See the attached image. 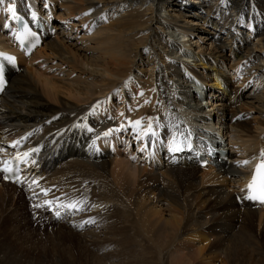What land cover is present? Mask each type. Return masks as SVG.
<instances>
[{"label": "bare ground", "instance_id": "obj_1", "mask_svg": "<svg viewBox=\"0 0 264 264\" xmlns=\"http://www.w3.org/2000/svg\"><path fill=\"white\" fill-rule=\"evenodd\" d=\"M37 1L4 0L0 4V30L14 34L16 19L23 18L39 34V45L43 44L37 57L61 62L71 73L87 77L99 86L95 96L103 97L98 112L99 105L91 104V95L62 92L60 86L33 68L22 52L16 58L15 70L5 72L6 84L0 93V139L12 150L7 153H28L24 173L33 172L36 179L44 177L51 194L74 198L77 203L63 215L69 212L73 222L41 215L39 211L46 207L42 205L28 207V213L35 215V221L48 217L71 230L95 223L105 238L100 240L97 230L86 236L94 234L89 246L102 252L105 260L78 244L89 257L77 254L76 262L80 264H112L113 260L119 264H167L174 247L185 252L181 258L189 256L192 262L235 264L238 250L247 245L246 235L230 238L227 224L234 225L241 214L244 222L264 230V206L247 201L252 191L248 187L252 165L261 162L264 150V119L258 120L264 117V0H199L195 6L189 0H97L103 8L111 5L110 9L126 11L124 5L132 3L138 8L124 12L116 28L107 26L94 32L90 31L96 19L90 12L97 7L94 0H44L41 6ZM10 4L15 17L7 10ZM58 7L65 12L64 18L58 13L60 20H54L52 8ZM165 8L170 14L163 19L160 13ZM191 16L194 19L188 20ZM73 18L78 19L79 30L86 29L81 31L78 43L70 42L73 33L49 40L57 23H69ZM198 24L213 31L203 28L197 34ZM157 25L164 33L160 34ZM242 25L247 33L242 32ZM69 27L76 33L75 24ZM178 35L195 36L196 41L180 45L174 38ZM215 39L212 52L205 42L212 46ZM155 42L162 45L155 51L163 53L161 67L151 51ZM226 50L230 51V59L222 53ZM0 51L7 53L2 47ZM182 57H194L195 67L185 64ZM145 60L149 74L138 81ZM222 64L234 73L231 81L222 79ZM177 65L186 71L185 78L180 77ZM198 86L205 89L200 91ZM194 88L209 98L215 93L223 95L233 106L242 100L239 108L232 106L228 122H238L243 111L254 115V126L241 121L227 130L225 110L220 115L212 114L217 111L216 104L207 102L211 114L199 111ZM113 100L120 102L117 112L112 110ZM213 126L225 141L216 131L209 132ZM119 138L134 151L132 166L119 158L123 150ZM25 142L28 148L21 149ZM200 156L206 161L203 167L196 160ZM220 156L225 157L224 162ZM59 163L58 169L51 170ZM179 164L185 167H173ZM159 166L164 186L173 187L172 192L158 189L157 180L147 171H159ZM84 184L87 187L83 188ZM43 186L41 183L37 188ZM0 187V264H39L29 253L24 256V251L15 252L9 229L15 218L3 207L14 204L18 193L13 185ZM192 191H202L197 199L202 196L208 210L221 212L214 224L203 228L190 216L187 196ZM163 206L168 216H164ZM87 210L91 212L86 214ZM60 214L59 218L63 217ZM228 238L230 244L224 248ZM111 248L112 252L106 251ZM183 260L170 264H183ZM74 263L73 259L65 264ZM246 263L242 259L238 264Z\"/></svg>", "mask_w": 264, "mask_h": 264}, {"label": "rangeland", "instance_id": "obj_2", "mask_svg": "<svg viewBox=\"0 0 264 264\" xmlns=\"http://www.w3.org/2000/svg\"><path fill=\"white\" fill-rule=\"evenodd\" d=\"M43 1L44 0H38L37 3L41 6V5H44ZM189 2L192 6H195L199 2V0H189ZM93 4L95 6H97L95 9H92L93 12H92V10L90 11L91 14L94 13L93 16L96 18L93 20L94 21V25H93L94 27H93V29L90 30V31L93 30V32L95 30H98L99 28H106L107 26L108 27L111 26L113 28H116L118 26V22L123 20L124 15H125L124 12L126 13V11H127V13H129V12H131V10L133 11V10H136L138 8V5H135L133 3L129 6L127 4L124 5V9L127 8L126 11H121V10H117V9L116 10L110 9L111 5L106 6V8L105 7L103 8V7H101L103 5L102 2L97 1V0H94ZM52 9H53L52 14H53L54 20H56V19L60 20L59 16L57 15L58 13H59V15H61L64 18L65 12H63L62 9H59V7L57 9H54V8H52ZM166 9L167 8H165L164 11L162 13H160V17H162L163 19L167 15L170 14V12H167ZM147 16H149L148 12H147ZM190 19H194V17L191 16V17H189L188 20H190ZM78 22H79L78 19L73 18V19H69V23H68V21L65 22L64 24L62 22L57 23V27L53 30V31H55V33L53 34V32H52V34L49 35V40H54L57 36H61L62 34H64V35L68 34L67 36L70 37L71 34L73 33V35L71 37L72 41H70V42L78 43L80 40V37L82 35L81 31L82 30L86 31L85 28H82V30H79L80 28H78V27H79L80 23H78ZM72 23L76 25V33L74 32V30H71V28L69 27V24H72ZM54 24H55V21H54ZM200 24H198V26H197L198 27V31H196L197 34L201 33V30L199 31V29H203V28H206V29L208 28L207 29L208 32L213 31L211 28H209L205 25L204 26L200 25ZM156 27L158 28V25ZM158 31H160V34L164 33L163 29L158 28ZM242 32L247 33L244 25H242ZM174 38L176 39V41L178 43H180V45H188L189 43H191V40L196 41L195 36H190V37L187 36V37L182 38L181 35H178V36H175ZM208 39H209V37H208ZM12 41H13V36H12L11 30L7 33L0 30V43H1L0 47H2L3 50L7 51V53L12 54L13 56L19 57L18 51H15ZM216 43H217L216 39H215V41L212 42V46H211V44L209 45V41L205 42L207 47L212 52L214 51L213 49H214V46ZM148 44H149V42H148ZM42 45H38L30 53H28L26 61L31 60V66H33V68H35L43 76H45L46 78L50 79L51 81L55 82L58 86H60L64 90L62 92L65 93V91L69 90L71 92L73 91L74 93H81L82 97H85V94H87L88 96L91 95V97L95 99V100L93 99L94 101L92 100L91 104L94 105L95 107H97L99 105L98 106V110H99L98 112H101L99 107H100V104L102 102L101 100H102L103 96L102 97L95 96L98 93V90H99L98 87L99 86L91 84V80L88 79L87 77H80V76H77V74H75V73H71L67 66L61 65L62 64L61 62H58V61L54 62L52 60H49V59H46L43 57H37L36 52L39 50V48H41ZM161 47H162V45H160L158 42H155L154 47H153L154 51L151 50L155 56V60L156 61L158 60L157 63L160 65V67L163 66L162 58H161L163 53H161L160 50H158L157 52H155V51ZM10 51H12V52H10ZM180 53L182 54V52H180ZM222 53L228 59H230V57H231L230 51L226 50V51H223ZM255 55H256V57L263 59L261 54H259L258 52H255ZM182 59L184 60L185 64L189 65L190 67H195L194 61L196 59L194 57L191 60H188L184 57H182ZM144 63H145V66L141 67V72H139L140 78L138 79V81L145 80L146 76L149 74V72L145 71V69H147L146 68L147 67L146 66L147 61L145 60ZM177 68L180 72V77H184L183 75L186 76V71L184 70L183 67H181V66L179 67V65H177ZM221 69H222V72L225 74V76L222 75L220 77L222 78L224 76V78H222L224 81H227V80L231 81V79H234L233 78L234 73L231 72L230 70L228 71L227 69H225V64H222ZM184 72H185V74H183ZM125 83H126V81H125ZM231 86H234V85H231ZM198 87H199L200 91L202 89H205L204 87H200V86H198ZM221 88H224L227 90L228 87L226 88L222 85ZM193 92L198 95V96L195 95V97H196V102L198 104L197 109L199 111H202L206 114L207 113L211 114V110H210L211 107H210V104H208L207 102L216 104V110L217 111L216 112L214 111L215 113H212V114L220 115L221 114L220 112L225 110L226 113L224 112L225 114H224L223 122H224V126L227 130L233 129L232 125L234 126L236 123H240L241 121L248 122L249 127L254 126L253 122H252V117L254 115H250V113L243 112V111H241L242 118L241 119L237 118L238 122L235 121L236 119L234 120V122H228V119L230 116V110L234 109L233 107L239 108V106H242V104H243L242 100L240 103L235 104V106H233L232 103L226 102L227 98H224L223 95L215 93L214 95H212L209 98V96H206V95H202V94L199 95L198 94L199 91L197 92L196 88H194ZM128 93H129L130 97H134V95L131 91H129ZM178 97L179 96L177 95V98ZM117 102H118V100H113L111 102L112 107H113L112 110L114 112L118 111L117 105L120 102H118V103ZM203 105H205V106H203ZM138 106H139V104L136 105L135 107L137 108ZM141 107H142V103L140 105V108L138 107L139 110L141 109ZM136 108H135V110H136ZM153 114L155 115V113H153ZM131 117H133V115H131ZM102 118H104V117H102ZM260 119H264V117L259 118L258 120H260ZM113 126L115 127L116 124L114 123ZM215 131H216V133H218V136H220V138L222 140L225 139L223 137V134L218 131L217 127L213 126L209 130L210 133H214ZM236 135L237 134H235L234 137H236ZM119 142L123 146V150L120 151L121 153L119 154V158H121V157H122V159L125 158L126 163L131 165L132 164L131 158L134 156V153H133L134 151H132V149L130 148V144H128L126 140L119 138ZM122 153L126 154V156L123 157ZM125 160L123 159L122 161L124 162ZM63 162H64V160H63ZM60 163L58 165L53 166V170H56L60 166ZM159 167L161 168L162 166H159ZM173 167L176 169H178V168L181 169V167L184 168L185 165L181 166L179 164V165H175ZM193 167L196 168L198 166L195 165ZM147 169H148L147 171L150 170V172H149L150 176L154 177L157 180L158 189L164 190V192H168V191L172 192L173 191V187H171L169 185L164 186L163 179L160 176V172L163 171L162 168L159 171L154 170V168H151V169L147 168ZM200 169H205V168H200ZM151 173H153V174H151ZM87 185L88 184H84L83 188L87 187ZM28 188H30V186H27V189ZM0 189H1V187H0ZM16 191L18 193V198H15L16 201L13 199L14 204L12 203V204H9V206L6 205L3 207L6 210L7 215H9V211H10L11 214L13 215L12 219L15 218V220L14 219L11 220V222H13V223H11L9 225V226H11V227H9V229L12 231L11 236H10V240L12 241L14 247L16 246V249H15L16 253H19L20 250L25 252L24 256H27V254L29 253L30 258L32 257V259L36 263H39V264H65L67 260H73V259L75 260L74 264H80V263H78V260L76 262V255L77 254L81 255L82 257H83V255L88 257V255L85 252H83L82 250L79 249V246H80L82 248L89 249V252H92V255H95V257L97 256L96 258H103L102 252L97 253L92 249L91 246H89V240H91L93 238L92 236L94 234H92V235L90 234L91 237L89 236V234H88V236H86L87 232L92 231V230H94V231L97 230V232L95 234L98 235L99 239L103 240L105 238L104 232L101 231L99 229V227L97 228L96 226H94L95 223L89 224V225H91V227H89V228H85L86 224L84 223L80 227V229L71 230L69 227L62 225L61 222H56L52 219H48V217H46V218L44 217V216L50 215V213H51L50 208L43 210L44 216H42V217L45 218L46 220L35 221V218H36L35 215L33 216L30 213H28L29 208L27 206V203H26L23 195L20 194V192L17 188H16ZM21 192L26 193L24 191H21ZM201 193H202V191L189 192V194L187 196V204L190 208L189 209L190 210V216H192V218L195 220L197 225H199L200 227L206 228V227L214 224V222H215L214 220L218 219V217L221 215V212H216L214 210H208L206 208V205L203 204L202 196L200 197V199H197V196H199ZM62 202L65 203V200H63ZM73 202L75 203V200H73L72 198L69 199V203L71 206H74V204H72ZM52 207H54V206H52ZM11 208H13V209H11ZM166 208H167L166 206H163L164 216H168V212H167V210H165ZM29 210H31V209H29ZM87 211L88 212L86 214H89L91 212L90 210H87ZM239 216L240 217L238 218V220L234 222V225L231 224V226H229V224H230V222H229V224H227V226H226V227L230 228L229 229L230 238L233 236H234V238H237V237H239V235L240 236L243 235V237H244V235H246L244 238L246 239V242H247V245H246L247 248L244 245L243 248L238 250V254H237L238 260H235V264L241 263L242 259L245 262L247 261L246 264H255V263L256 264H264V230L257 229L255 227V223L250 224V222H244V219L242 220V218H241L242 217L241 214ZM73 218H74V216L66 218V219H64V221L73 222L72 221ZM218 224H219V222H218ZM251 226H252V228H251ZM66 235L68 236L67 238L64 237ZM70 236L72 237L71 239H74L73 242L69 238ZM76 236L79 237V239H77V242H76ZM108 238H110V236H108ZM84 240H86V241H84ZM210 242H212V241H210ZM78 244H79V246H78ZM229 244H230V242H229V238H228L227 242H225V244H224V248L228 247ZM252 248H253V250H252ZM12 249H13V247L11 248V250ZM171 249L172 250L170 251V254L168 255V258H167V264H170V261L177 262L179 260L181 262L183 259H184L183 260L184 262H182L183 264H188V261H190L191 264H200V263H197V261L192 262L193 259L189 260V256L181 258L183 256V254H185V252L184 253L181 252L180 249H177L176 247L171 248ZM113 250L114 249L111 248V250L107 249L106 251L112 252ZM192 253L193 252L190 251L191 255H192ZM220 257H223V254H221ZM103 260H105V259L103 258ZM112 264H119V263L117 261L113 260Z\"/></svg>", "mask_w": 264, "mask_h": 264}, {"label": "snow or ice", "instance_id": "obj_3", "mask_svg": "<svg viewBox=\"0 0 264 264\" xmlns=\"http://www.w3.org/2000/svg\"><path fill=\"white\" fill-rule=\"evenodd\" d=\"M3 3H4V0H0V4H3ZM7 10H8V12H10L12 14L13 17H15L16 14H15L14 8L12 7L11 4L8 6ZM135 123L139 124L140 122L136 121ZM104 135H108V133H105ZM24 155L27 156L28 153H24ZM260 157H261V163L256 166V174H254L252 176V180L248 184V187L252 188V186L254 184H256L258 179H259L260 186H261L262 190H264V171H262V170H264V150L261 151ZM5 163H7V162H5ZM243 163L247 164L248 161H244ZM4 171H9V169L5 168ZM257 174H259V176ZM251 198H255V197H251ZM36 207H39V205H36ZM72 207H74V206H72Z\"/></svg>", "mask_w": 264, "mask_h": 264}]
</instances>
